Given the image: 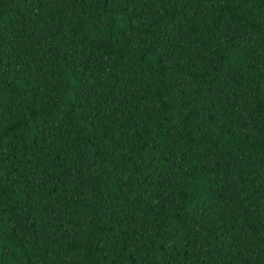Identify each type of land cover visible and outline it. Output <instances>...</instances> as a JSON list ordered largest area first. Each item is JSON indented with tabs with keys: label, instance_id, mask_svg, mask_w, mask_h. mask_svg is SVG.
Returning a JSON list of instances; mask_svg holds the SVG:
<instances>
[{
	"label": "trees",
	"instance_id": "obj_1",
	"mask_svg": "<svg viewBox=\"0 0 264 264\" xmlns=\"http://www.w3.org/2000/svg\"><path fill=\"white\" fill-rule=\"evenodd\" d=\"M0 264H264V0H0Z\"/></svg>",
	"mask_w": 264,
	"mask_h": 264
}]
</instances>
